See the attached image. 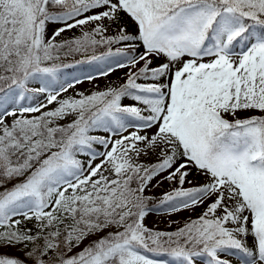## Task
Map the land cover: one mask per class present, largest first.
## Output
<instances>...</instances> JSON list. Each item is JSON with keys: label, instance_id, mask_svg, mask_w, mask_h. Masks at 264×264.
Returning <instances> with one entry per match:
<instances>
[{"label": "snow or ice", "instance_id": "snow-or-ice-1", "mask_svg": "<svg viewBox=\"0 0 264 264\" xmlns=\"http://www.w3.org/2000/svg\"><path fill=\"white\" fill-rule=\"evenodd\" d=\"M232 258L264 264V0H0V264Z\"/></svg>", "mask_w": 264, "mask_h": 264}, {"label": "rangeland", "instance_id": "rangeland-1", "mask_svg": "<svg viewBox=\"0 0 264 264\" xmlns=\"http://www.w3.org/2000/svg\"><path fill=\"white\" fill-rule=\"evenodd\" d=\"M128 24H129V30L130 31H135V25L133 24V22L128 19L127 20ZM76 30H72V32L67 33V35H72L73 33H75ZM126 70H121V71H117L115 73H113L111 76L107 77V78H99L95 81V83L100 87L103 88L106 84L110 83V82H120L122 83V80L120 79L123 76V72ZM77 90L79 91H91L94 90L93 89V84L89 83V82H85L82 85H77ZM67 94H72L71 92L67 93ZM125 103H131L130 100H125ZM253 113H240V115H252ZM255 114H259V113H255ZM66 121H62V123H64ZM151 159H155V157H152ZM98 162V161H97ZM153 183H155V181H153ZM168 184L165 183L164 185H162L160 188H155L152 189L151 191V195L154 198H158L162 192L166 191L168 189ZM202 211V209H197L196 213H189V212H182L176 216H164V215H158V214H150V216L147 218L146 222L148 224L149 227H158L160 229H166L168 227V224L171 220H179V221H183L185 218H187L190 215H198L199 212ZM176 227V225H173V228ZM103 235V234H102ZM88 243V241H85V244ZM79 249H77L78 251ZM12 255H21V253L17 252L15 249H10L8 250ZM234 263V261H233Z\"/></svg>", "mask_w": 264, "mask_h": 264}, {"label": "trees", "instance_id": "trees-1", "mask_svg": "<svg viewBox=\"0 0 264 264\" xmlns=\"http://www.w3.org/2000/svg\"><path fill=\"white\" fill-rule=\"evenodd\" d=\"M70 71H73L75 74H83V73H86V72H90L92 71L91 67L90 66H87V65H83V66H80L79 68L77 69H74V70H70ZM103 134V133H101ZM153 214H158V215H161L160 213H153ZM152 258L154 259H169L168 257H156V256H153ZM234 263L233 264H238V261L235 259V258H232ZM199 264V262H198Z\"/></svg>", "mask_w": 264, "mask_h": 264}]
</instances>
